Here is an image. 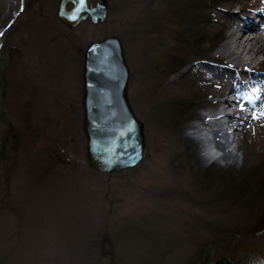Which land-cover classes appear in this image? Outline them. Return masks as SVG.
I'll use <instances>...</instances> for the list:
<instances>
[{
    "label": "rangeland",
    "instance_id": "1",
    "mask_svg": "<svg viewBox=\"0 0 264 264\" xmlns=\"http://www.w3.org/2000/svg\"><path fill=\"white\" fill-rule=\"evenodd\" d=\"M106 1L103 23L68 29L55 17V0H0V27L16 14L0 36V111L6 120L0 130L10 123L30 142L25 153L0 163V264H193L199 245L217 257L223 253L219 244L229 241L223 233L251 222L236 210L210 205L204 178L188 170L236 171L264 162V49L241 61L218 52L241 18L251 16L264 32V0L230 4L209 61L184 68L188 76L162 80L148 76L172 51V28L189 18L183 14H190L191 0ZM112 34L123 46L126 96L141 123L143 152L133 169L104 175L89 167L85 155L82 51ZM216 77L222 82L214 83ZM190 96L197 97L193 111L186 118L178 110L175 115V99ZM221 113L231 114L221 119L234 137L232 160L204 158L195 139L199 131L190 129ZM25 124L31 135L21 128ZM261 252L264 236L234 254L249 262Z\"/></svg>",
    "mask_w": 264,
    "mask_h": 264
},
{
    "label": "trees",
    "instance_id": "2",
    "mask_svg": "<svg viewBox=\"0 0 264 264\" xmlns=\"http://www.w3.org/2000/svg\"><path fill=\"white\" fill-rule=\"evenodd\" d=\"M231 1L232 3H230ZM240 2L241 0H191L189 4L191 5L190 14H188L189 11L183 14L189 18L185 22H180L176 28H172V34L176 41L172 46V51L163 53V58L166 57V59L162 58L158 61L154 66L155 74L151 73L148 77L162 80L172 74H180V77L188 76V72H182L186 66L198 59L208 60L207 55L223 30L221 26L226 23L223 13L231 11L230 4H239ZM159 24V21L155 23L153 29L157 30ZM1 86L0 84V97L2 94ZM196 98V96L177 97L173 106L170 107L175 115L176 110H178V114L182 118H186L193 111L194 105L192 106V104ZM4 120L3 112L0 111V122L5 123ZM21 128H26L24 132L31 135V132L27 130L31 127L25 124ZM27 137L22 129L16 128L10 123L1 129L0 163L11 158L9 156L16 151H24L25 153L30 144ZM189 147L191 148L190 145L186 148ZM5 156L6 158H4ZM261 162H256L247 168L242 167L236 171L188 170L190 174L197 173L198 177L204 178V190L210 194V205L225 210H236L243 214V220H251L247 225L244 222V225H241L246 227L236 226L238 228H230L223 233L226 238H229V241L226 244H219L220 252H223L222 255L219 254L213 258L212 253L204 248V244H201L196 249L195 255L190 258V263L198 264L199 261L196 258L201 257L200 261L203 264H253L250 260L245 262L244 257H239L234 252L241 246L252 245L257 238L264 236V162ZM215 239L219 240L220 237ZM250 248L252 247H248L249 250ZM261 254L264 258V252Z\"/></svg>",
    "mask_w": 264,
    "mask_h": 264
},
{
    "label": "water",
    "instance_id": "3",
    "mask_svg": "<svg viewBox=\"0 0 264 264\" xmlns=\"http://www.w3.org/2000/svg\"><path fill=\"white\" fill-rule=\"evenodd\" d=\"M70 7L66 9V5ZM82 7L79 13L74 9ZM75 14L76 18L70 17ZM56 16L68 27L88 18L91 23L106 17L104 0H59ZM0 29V34L9 26ZM128 68L117 36L89 43L83 52L82 131L88 164L101 173L120 172L135 166L142 156L141 123L134 116L126 95Z\"/></svg>",
    "mask_w": 264,
    "mask_h": 264
},
{
    "label": "bare ground",
    "instance_id": "4",
    "mask_svg": "<svg viewBox=\"0 0 264 264\" xmlns=\"http://www.w3.org/2000/svg\"><path fill=\"white\" fill-rule=\"evenodd\" d=\"M250 18L251 16L240 19L243 24H240L237 27L235 26L234 30H232V37L230 35L231 38L229 37L230 39L221 45L218 51L221 55L229 57L232 61H241L252 58L259 52H262L264 49V32L260 27L254 24ZM261 19L263 20L262 27H264V18H262V16ZM238 90L239 89L232 88L230 92L231 94L235 95L238 100H240L241 93ZM238 100H233L232 103L235 104ZM223 105L225 107H231L232 104L224 100ZM230 115V113H221L217 116V119L215 118L214 121L205 123L204 131L199 137H197L201 145H204L207 142L213 146V149L221 152L217 156L218 160H232L235 155L233 134H231V130L227 127V121H224V118L221 119V117H228ZM195 126L196 125L193 122L190 125V129H194Z\"/></svg>",
    "mask_w": 264,
    "mask_h": 264
},
{
    "label": "snow or ice",
    "instance_id": "5",
    "mask_svg": "<svg viewBox=\"0 0 264 264\" xmlns=\"http://www.w3.org/2000/svg\"><path fill=\"white\" fill-rule=\"evenodd\" d=\"M75 2L81 6L85 4V0H75ZM81 10H82V7H77L74 9V13H79ZM70 18L75 19L76 18L75 14H73ZM260 115L264 116V111H262Z\"/></svg>",
    "mask_w": 264,
    "mask_h": 264
},
{
    "label": "flooded vegetation",
    "instance_id": "6",
    "mask_svg": "<svg viewBox=\"0 0 264 264\" xmlns=\"http://www.w3.org/2000/svg\"><path fill=\"white\" fill-rule=\"evenodd\" d=\"M92 2H93V0H91ZM57 2H58V0H57Z\"/></svg>",
    "mask_w": 264,
    "mask_h": 264
}]
</instances>
